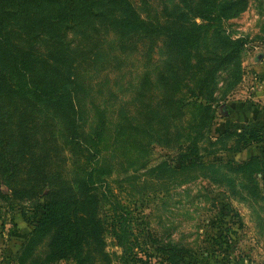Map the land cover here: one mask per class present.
Returning <instances> with one entry per match:
<instances>
[{
    "label": "rangeland",
    "instance_id": "1",
    "mask_svg": "<svg viewBox=\"0 0 264 264\" xmlns=\"http://www.w3.org/2000/svg\"><path fill=\"white\" fill-rule=\"evenodd\" d=\"M197 2L130 0L148 23L140 33L118 32L109 17L91 16L59 33L39 25L44 11L37 10L28 14L25 30V13L6 25L10 41L39 56L36 68L43 60L73 66L89 110L86 129L97 120L94 106L108 108L109 142L101 161L113 169L97 193L107 264H264V163L248 179L233 172L253 156L264 162V136L246 145L223 136L251 128L264 135V0H245L243 10L220 20L195 15ZM184 10L190 11L187 21ZM193 26H201L199 33L189 32ZM36 28L42 33L33 38ZM235 41L240 50L229 61L225 55L234 52ZM47 121L36 126V136L50 135ZM120 122L125 148L113 142ZM193 145L198 152L192 159L202 164L181 169V154ZM56 151L46 161L47 182L71 179L77 166L72 145ZM1 191L8 193L5 186ZM104 192L125 208L124 236L108 225L113 209L102 201ZM33 204L0 198V264H71L70 258H46L50 233L35 235L24 248L42 213Z\"/></svg>",
    "mask_w": 264,
    "mask_h": 264
},
{
    "label": "trees",
    "instance_id": "2",
    "mask_svg": "<svg viewBox=\"0 0 264 264\" xmlns=\"http://www.w3.org/2000/svg\"><path fill=\"white\" fill-rule=\"evenodd\" d=\"M244 7L245 0H198L194 8L199 10L195 15L202 19L220 20L238 14ZM33 10L44 11L40 26L45 23L57 28L59 33L62 29L66 31L79 26L87 16L109 17V23L115 30L123 33L146 32L148 23L140 17L130 0H0V198L8 199L10 204L33 201L34 207L41 208V217L24 245L26 250L33 243L35 235L43 237L50 233L48 260L70 258L71 264H107L109 260L103 248L105 242L102 236L104 223L97 216L100 207L97 193L113 169L112 163L101 161L102 147L107 150L105 147L109 142L108 108L94 106L93 114L98 116L97 120L86 129L89 110L84 103L86 96L78 93L83 83L73 66L47 64L43 60L42 66L36 68L39 56L22 51L10 41L6 30L8 21L20 12L25 13L21 16V25L25 30L32 20L28 14ZM189 13L184 10L186 21L190 18ZM79 19L81 21L76 22ZM156 28L151 27L149 32ZM159 29L164 31L163 28ZM200 29L201 26H193L189 32L199 33ZM41 33L42 30L36 28L31 37L36 38ZM181 43H184L182 51L188 54L187 42ZM238 43L241 44L240 41L233 42L231 51L234 52L225 55L229 61L238 56ZM204 87L205 83H201L197 91L202 92ZM17 116L22 118L14 122L12 119ZM43 120H48L50 135L36 136L35 128ZM4 122L9 125L8 130L2 127ZM12 124L13 128L10 127ZM125 129L124 123L120 122L114 137L116 141L113 140L124 148L127 146L123 143ZM56 132L62 140H59ZM230 135H235L242 145L261 142L264 136L261 129L256 128L226 132L223 136ZM46 142L53 147L44 149ZM67 145H72L79 157L76 168L72 169V178L58 179L54 183L52 178L47 182L44 173L47 159L58 155L56 147L62 150ZM36 146L42 152H38ZM82 151L86 153L82 154ZM197 152V147L193 145L188 155L181 154V169L202 164L192 159ZM263 163L258 156H253L235 166L233 172L248 179ZM194 176L180 183L193 180ZM222 178L223 174L212 179L220 181ZM238 185L244 187L241 182ZM2 186L7 187L8 193L1 191ZM102 201L113 209L108 224L110 229L111 226L119 229L124 236L127 227L122 215L124 206L111 200L106 192Z\"/></svg>",
    "mask_w": 264,
    "mask_h": 264
}]
</instances>
